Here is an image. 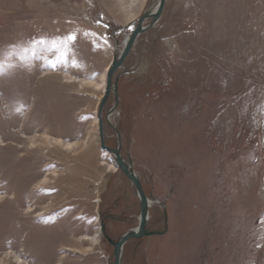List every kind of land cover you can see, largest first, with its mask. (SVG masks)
<instances>
[{
    "label": "rangeland",
    "instance_id": "374dc122",
    "mask_svg": "<svg viewBox=\"0 0 264 264\" xmlns=\"http://www.w3.org/2000/svg\"><path fill=\"white\" fill-rule=\"evenodd\" d=\"M157 2L0 0V264H112L106 237L137 227L97 114ZM115 80L104 143L162 232L121 264H264V0H166Z\"/></svg>",
    "mask_w": 264,
    "mask_h": 264
},
{
    "label": "water",
    "instance_id": "95a60500",
    "mask_svg": "<svg viewBox=\"0 0 264 264\" xmlns=\"http://www.w3.org/2000/svg\"><path fill=\"white\" fill-rule=\"evenodd\" d=\"M165 2L166 0H158L157 5L154 8V10H148L146 13L140 16V18L137 20V23L134 29L124 41L123 48L120 51L119 55L113 58L109 68L106 71V84H105L104 94L99 104L97 121H98V128H99L98 132H99L100 147L101 149L107 151L109 154L113 156V161H114V164L117 170L130 182V184L135 189L136 196L139 201V207H140L138 225L135 229L125 232L123 235H121L118 238L117 241H112L108 237H106L109 244L113 247V263L112 264H121L123 247L129 240L162 235V232L150 231L147 227L148 220H149L148 209L150 207L151 201H149L147 197L145 196L140 180L132 169L131 162L125 161L123 157L121 156L120 142L118 143L117 147L114 149H111L105 146L103 132H102L101 111L111 93L113 94L115 101L117 103V82L116 80L114 82L112 81L113 75L118 69L122 67L124 60L126 59L129 52L132 50V48L134 47L137 38L141 34L146 32L147 30H149L153 25H155L159 21L160 16L165 6ZM148 19L150 20L149 25L144 26L145 21ZM114 107L109 110L107 118L108 116H110V114L114 110ZM100 230L102 233H104L103 226H101Z\"/></svg>",
    "mask_w": 264,
    "mask_h": 264
},
{
    "label": "snow or ice",
    "instance_id": "6c2138e0",
    "mask_svg": "<svg viewBox=\"0 0 264 264\" xmlns=\"http://www.w3.org/2000/svg\"><path fill=\"white\" fill-rule=\"evenodd\" d=\"M70 39H74V37H69Z\"/></svg>",
    "mask_w": 264,
    "mask_h": 264
},
{
    "label": "bare ground",
    "instance_id": "6f19581e",
    "mask_svg": "<svg viewBox=\"0 0 264 264\" xmlns=\"http://www.w3.org/2000/svg\"><path fill=\"white\" fill-rule=\"evenodd\" d=\"M106 84V83H105ZM98 131H99V128H98ZM100 141V140H99Z\"/></svg>",
    "mask_w": 264,
    "mask_h": 264
},
{
    "label": "flooded vegetation",
    "instance_id": "af4514ba",
    "mask_svg": "<svg viewBox=\"0 0 264 264\" xmlns=\"http://www.w3.org/2000/svg\"><path fill=\"white\" fill-rule=\"evenodd\" d=\"M117 240H118V239H117ZM117 240H116V241H117Z\"/></svg>",
    "mask_w": 264,
    "mask_h": 264
}]
</instances>
